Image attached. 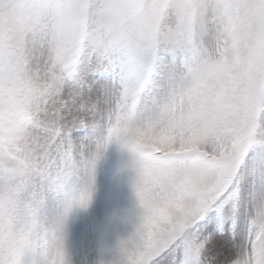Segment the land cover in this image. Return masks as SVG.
<instances>
[{"label":"snow or ice","instance_id":"snow-or-ice-1","mask_svg":"<svg viewBox=\"0 0 264 264\" xmlns=\"http://www.w3.org/2000/svg\"><path fill=\"white\" fill-rule=\"evenodd\" d=\"M0 264H264V0H0Z\"/></svg>","mask_w":264,"mask_h":264}]
</instances>
